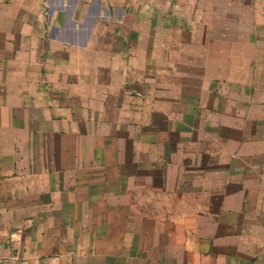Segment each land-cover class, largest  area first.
I'll return each mask as SVG.
<instances>
[{"label": "crops", "instance_id": "crops-1", "mask_svg": "<svg viewBox=\"0 0 264 264\" xmlns=\"http://www.w3.org/2000/svg\"><path fill=\"white\" fill-rule=\"evenodd\" d=\"M0 264H264V0H0Z\"/></svg>", "mask_w": 264, "mask_h": 264}]
</instances>
